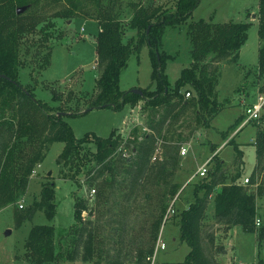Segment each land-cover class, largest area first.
<instances>
[{
	"label": "trees",
	"instance_id": "16d2710c",
	"mask_svg": "<svg viewBox=\"0 0 264 264\" xmlns=\"http://www.w3.org/2000/svg\"><path fill=\"white\" fill-rule=\"evenodd\" d=\"M145 1L131 0L124 5V0H0V75L10 79H0V210L18 203L51 146L64 143L61 158L71 170H76L75 178L85 172L90 180L89 187L98 191V196L107 195L105 206L118 212L115 217H123L117 220L116 227H111L113 234L105 236L99 223L96 227L92 221L84 223L87 200L76 199L75 226L59 232L53 226H35L31 230L25 243V256L29 262L59 264L62 259L74 262L81 258L83 262L93 264H152L169 207L175 199L177 203L182 194H178L181 187L170 181L179 163L180 147L176 141H160L163 129L190 108L195 109L201 127L210 128L212 120L225 107L218 101L222 70L225 62L239 61L252 23L232 21L217 24L204 19L189 22L201 0H176L168 8L145 5ZM59 3L64 4V9L48 17L47 10ZM22 7L28 8L18 14V9ZM128 10H131L129 17L126 16ZM80 17L96 21L100 26L97 38V92L89 101L87 110L111 109L120 112L143 101L144 111L163 113L155 131L154 125H151L152 133L145 135L143 141L136 139L138 130H134L129 138L133 148L129 158L116 156L123 138L117 135V130L108 138L88 134L78 139L65 118L85 111L65 110L38 100L35 88L20 82L25 68L22 52L28 38L38 36L40 49L44 51L48 48V53L42 56L41 65L45 68L50 64L55 45L53 40L56 35L50 29L56 27L57 20ZM258 20L260 49L255 76L260 93L264 94V0L259 3ZM169 26L186 28L192 56L191 66L182 70L172 92L168 87L166 67L173 57L162 50L163 36ZM130 30L135 32L132 37ZM127 36L129 40H126ZM58 40L63 41L61 37ZM145 47L149 48L153 70L151 85L137 88L144 93L140 96L131 90L123 91L120 80L133 53L139 55ZM39 54L40 51L35 55ZM187 93L191 94V98H186ZM53 101H58L55 93ZM244 121L245 118L241 117L237 125ZM252 122L258 129L255 142L258 164L248 177L249 184L244 185L243 173H238L240 164L237 173L230 176L219 154L212 158L207 177L190 183L195 189L194 200L187 201L184 209L177 208L173 217L180 228L181 242L190 248L185 261L176 264H218L216 256L224 253L223 248L217 253L208 251L215 245V235L208 234L203 225L213 195L217 224L223 226L225 235L239 226L247 233L257 234L260 246L263 245L264 225L258 228L256 219L259 218L258 201L264 199V179L259 183L257 175L264 161V111L258 121ZM158 141L162 145L163 158L152 162ZM90 142L96 146V152L87 148ZM235 151L234 165H237L244 152L238 148ZM158 185L164 188L158 195L161 199L160 216L148 238L136 237L130 226L129 214L137 210L140 196L151 200V192ZM219 186L221 189L214 194ZM119 191L123 195L121 201L118 199ZM56 195L54 183H43L40 199L26 210L25 207L20 209L24 213L19 226L39 211L44 212L50 221L54 220L57 216ZM116 203L118 205L115 206ZM95 215L96 212L91 210L89 217ZM259 264H264V261Z\"/></svg>",
	"mask_w": 264,
	"mask_h": 264
},
{
	"label": "rangeland",
	"instance_id": "374dc122",
	"mask_svg": "<svg viewBox=\"0 0 264 264\" xmlns=\"http://www.w3.org/2000/svg\"><path fill=\"white\" fill-rule=\"evenodd\" d=\"M129 1L131 0H124V5ZM175 3L176 0L145 1V5H162L165 8L171 7ZM259 3L260 0H201L199 7L189 21L204 19L217 24L232 21L251 22L252 24L248 39L241 49L243 51V54L241 53L242 59L237 63L225 62L218 85V101L225 104V107L223 106L222 112L212 120L210 128H202V124L197 122L195 109L190 108L178 120H171L172 122L166 124L163 129L164 134L160 138L161 142L164 140L176 141L180 149L182 146L188 148V153L184 157H182L179 149V163L170 178L173 184H178L181 187L178 194L182 193L180 200L174 205L175 210L177 208L184 209L187 207V201L194 200L193 191L195 189L191 184H186L197 168L204 164L208 158L219 154L218 157L224 161V169H227V174L230 176L237 173L240 164L241 170L238 173H243L242 179L251 177L254 168L258 164L255 145L257 127L253 125V122L246 126L237 124L239 120L241 121V117L246 120L247 114L245 113L247 109L257 102L259 94L262 93H260L255 76L260 49L259 22L257 21ZM62 9H64V4L59 3L49 8L46 15L51 17L56 11ZM130 12L131 10H128L126 16ZM255 13L257 18L254 20ZM55 24L56 27L53 30L50 29L56 35L55 40H53L55 45L51 52L50 64L45 68L41 65L43 62L42 56L48 53V48L42 51L38 44V36L29 37L22 52L25 68L21 72L20 82L24 86L34 87L38 100L55 104V106H60L65 110L69 109L75 112L82 109V111H86L89 101L97 92L96 80L99 77L97 38L100 26L98 22L82 17L68 21L57 20ZM129 35L132 37L135 32L130 30ZM59 37L62 38V42H59ZM126 40H129L128 36ZM51 43L49 46H51ZM162 50L173 57L172 60L168 61L166 67L169 80L168 87L172 92L182 70L190 67L192 62L191 43L186 28L167 27L162 40ZM39 51V56H36L35 54ZM152 70L148 47H145L139 55L133 53L128 67L122 72L121 89L130 91L134 87H149L151 85ZM54 93L58 96L56 102L53 101ZM142 104H144L143 101ZM129 115V107H125L120 112L111 109H94L78 116H68L65 120L72 127L78 139L88 134L108 138L115 130H117V135H121V137L125 135L127 137L129 134L125 147L122 146L123 137L116 154L118 157L125 158V154L130 157L133 153L132 142L129 141V138L133 136L134 130H138L136 139L139 142L143 141L145 135L152 133L150 130L151 125H154L153 129L155 131L156 124L163 117L162 112L152 110L146 112L143 106L142 111L139 114L136 113L140 125L138 124L139 126L127 133L124 122ZM90 139L92 140L93 136ZM158 143L156 148L162 147L159 141ZM64 148V143H55L51 146L41 164V168L39 166L35 170L36 172L34 171L35 175L33 173L27 192L21 196L16 205H10L0 210V264H34L29 262L25 256L27 251L25 243L31 230L35 226H53L59 232L69 230L75 226L77 224L74 210L76 199L87 200L88 210L83 213L84 223L92 221L95 223V227L99 223V227L105 236L113 234L111 227H116L117 220L123 218L115 217L118 212L115 210L110 211L111 208L105 206V201L108 199L107 195L98 196V191L94 196L90 195L93 188L89 187L90 180L85 172L75 178L76 170H71L61 158ZM87 148L96 152V146L92 142L87 145ZM236 148L242 150L244 155L243 159L237 165H234L237 155ZM213 149H216L215 153ZM257 175L259 176V183H261L262 178L264 179V161ZM48 182L56 185L57 216L50 221L44 212L39 211L32 219H27L19 226V220L24 213L20 211L19 206L23 205L26 210L35 201L39 200L43 183ZM163 189V186L160 185L154 187L153 192H151L153 195L151 200H146L143 195L140 196L137 210L131 211L129 214L130 226L136 237H149V232L161 213V199L158 195H161ZM220 189V186L217 187L214 194H217ZM121 193L122 191H119L118 199L120 201L123 198ZM213 196L215 197V195ZM213 196L210 199L203 225L208 234L215 235V245H212L211 248L208 247V251L217 253L219 249H224V253L216 256L217 263L259 264L261 260L264 261V242L260 246L257 234L247 233L243 228L237 226L225 235L223 226L217 224ZM118 203L114 205L116 206ZM258 207L259 218L263 226L264 199L258 201ZM117 209L119 210V208ZM91 210L96 212L95 217H89ZM174 216L175 214H171L168 221L163 223L160 240L165 244L166 249L161 250L158 248L156 250L152 264L184 262L190 252L189 246L181 242L180 228L177 226L176 220L173 219ZM261 225L257 227L260 228ZM9 232L11 233L9 234ZM229 242L231 245L228 244ZM59 264L93 263L83 262L79 258L74 262L62 259Z\"/></svg>",
	"mask_w": 264,
	"mask_h": 264
},
{
	"label": "built area",
	"instance_id": "2783aa9c",
	"mask_svg": "<svg viewBox=\"0 0 264 264\" xmlns=\"http://www.w3.org/2000/svg\"><path fill=\"white\" fill-rule=\"evenodd\" d=\"M186 98H191V94L190 93H187L186 94ZM141 103H138L136 106L130 108V115L126 118V120L124 122V125L126 126L127 133L128 132H131V130L133 128H135L136 126H139L140 125V122L137 121L136 113L139 114V112L142 111L144 104L141 105ZM263 111H264V94H260L259 97H258V99H257V102L247 109V111H246L247 118L244 121V123L242 124V126H246V125H248L252 121H258L261 118V116L263 114ZM128 136H129V134H128ZM123 137H124V139H123L122 146L125 147L128 138L126 137V135L123 136ZM180 150H181V155L182 156H186L187 155V153H188V148L187 147L182 146ZM125 152H126V150H125ZM117 153H118V151H117ZM125 158H129V157H127L126 154H125ZM162 158H163L162 157V148L159 146V147H157L154 155L152 156V161L153 162L161 161ZM211 160L212 159H210L209 161H207L198 170V172L187 182L186 185H189L190 183H192L193 180L196 179V177L198 175L201 176V177H207L208 171L210 169V162H211ZM247 184H249V178L245 179V181H244V185H247ZM90 192H91L90 193L91 196H94L96 194V190L95 189H92ZM176 200L177 199H175L172 202V205L170 206V208L168 210V213H167L166 218H165V221L166 222H167L168 217H170L171 214H175L176 213V210L174 209V205L176 203ZM19 209H24V206L23 205H20L19 206ZM256 225L257 226H260L261 225L260 218H257L256 219ZM158 248H160L161 250H165L166 249V246H165L164 243L161 242L160 237H159V242H158V245H157V249Z\"/></svg>",
	"mask_w": 264,
	"mask_h": 264
},
{
	"label": "crops",
	"instance_id": "0c3cea01",
	"mask_svg": "<svg viewBox=\"0 0 264 264\" xmlns=\"http://www.w3.org/2000/svg\"><path fill=\"white\" fill-rule=\"evenodd\" d=\"M257 14H258V12H257ZM256 18H257V15H256V13H255L254 16H253V19L255 20ZM257 21L259 22V20H257ZM241 53L243 54V51H242V50L240 51L239 60L242 59V54H241ZM226 66H227V64H226ZM132 89H137V88L134 87V88H132ZM259 95H260V94H259ZM257 97H258V96H257ZM214 156H215V155H214ZM182 157H184V156H182ZM212 158H213V157H212ZM212 158H208V159L206 160V162L209 161V160L212 159ZM206 162H205V163H206ZM205 163H204V164H205ZM204 164H202L201 166H199V167L197 168V170L195 171V173H193V175L190 177V179H191V178H192V177L198 172V170H199ZM39 168H41V165H40ZM35 172H36V171H35ZM34 175H35V173H34ZM204 178H205V177H201V176L198 175V176L196 177V179L193 180L192 184H193V183H196V182H198L199 180L204 179ZM190 179H189V180H190ZM196 180H197V181H196ZM194 181H195V182H194ZM228 244L231 245L230 242H229Z\"/></svg>",
	"mask_w": 264,
	"mask_h": 264
},
{
	"label": "water",
	"instance_id": "95a60500",
	"mask_svg": "<svg viewBox=\"0 0 264 264\" xmlns=\"http://www.w3.org/2000/svg\"><path fill=\"white\" fill-rule=\"evenodd\" d=\"M27 8H28V7H22V8H19L18 11H17L18 14L23 13L25 10H27ZM0 79H7V80H10V79L7 78L5 75H0ZM131 92H132L133 94L140 95V96H143V95H144V93H143V91H142L141 89H132ZM92 110H94V108H91V109H89V110H87V111H85V112L88 113V112H90V111H92ZM10 233H11V232H9V234H10Z\"/></svg>",
	"mask_w": 264,
	"mask_h": 264
}]
</instances>
